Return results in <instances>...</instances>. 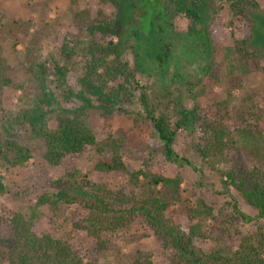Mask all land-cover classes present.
I'll return each mask as SVG.
<instances>
[{
	"label": "rangeland",
	"instance_id": "1",
	"mask_svg": "<svg viewBox=\"0 0 264 264\" xmlns=\"http://www.w3.org/2000/svg\"><path fill=\"white\" fill-rule=\"evenodd\" d=\"M255 1L258 11L249 10L245 18H234L226 5L212 0L200 23L189 30L190 22L185 17L163 16L161 0H0V176L7 188L0 195V219L6 211L21 214L33 224L36 235L47 234L66 241L84 256L85 264H133L137 252L147 256L152 264H167L168 254L160 238L140 217L127 230L103 234L106 248L99 252L95 251L96 241L74 227L88 216L81 203L87 194L75 188L82 186L84 176L93 186L128 188L122 176L99 174L93 169L96 162L107 160L113 151H118L129 170L146 166L165 176L179 174L186 194L205 200L213 210V219L207 221L213 238L210 247L236 248L240 235L251 231L254 225L264 230L263 219L245 224L233 211L235 203L244 215L256 213L224 176L230 172L240 178L242 171L257 165L252 157L231 150L225 163L210 166L196 154L197 134L182 130L177 135L175 151L190 161L195 170L168 163L157 153L153 131L139 105L140 90L133 84L132 89L128 87L131 95L122 96L121 103L113 109L84 93L92 105L84 111L96 146L66 156L57 166L44 160V143L31 131V124H41L42 117L52 127L51 109L58 110L60 105L73 109L79 105L75 100L65 104L66 86L51 74L54 62H64L60 45L68 41L69 47L75 48L77 54L65 65L80 75L88 58L81 51L88 37L87 26L110 22L112 34L104 42L116 44L119 39L125 46L119 49L121 60L133 72L150 104L169 114L179 107L191 109L195 105L205 114L216 110L231 120L245 119L264 137V58L248 60L245 73L236 71L224 79L229 61L240 65L234 52L235 40H248L249 51L262 52L264 0ZM220 30L225 38L220 36ZM160 43L170 45L165 65L154 61ZM44 69L49 73H42ZM213 73L220 76L222 83L211 91L207 89L203 97L192 98L201 85H211L209 74ZM73 89L79 90L77 85ZM6 142L27 150L32 165L10 166L7 160L12 159L13 153L5 149ZM61 189L75 201L55 209L42 206L33 210L40 195H52ZM178 213L176 207L171 214ZM7 236L8 228L0 224V240Z\"/></svg>",
	"mask_w": 264,
	"mask_h": 264
},
{
	"label": "trees",
	"instance_id": "2",
	"mask_svg": "<svg viewBox=\"0 0 264 264\" xmlns=\"http://www.w3.org/2000/svg\"><path fill=\"white\" fill-rule=\"evenodd\" d=\"M217 1L226 5L229 14L234 18H245L247 11L259 10L255 0ZM161 2V13L164 17L183 16L190 22L188 29L192 30V27L200 23L202 13L212 0H161ZM111 28L110 22L87 26L88 37L81 51L89 59L84 60V70L80 75L73 73L65 65L66 60L77 54L75 48L69 47L68 41L58 48L64 62L62 65L54 62L51 74L57 82L66 86L65 104H71V101L75 100L79 105L73 109L61 105L58 110L51 109L52 127H48L45 117H42L41 124H31L34 136L44 143V160L50 166H57L66 156L77 155L96 146L95 136L87 123L84 111L92 107L84 96L85 92L94 96L99 104L113 109L121 103L122 96L131 95L130 89L134 85V88L140 90L139 105L143 118L153 131L157 153L168 163L180 167L188 166L195 170L190 161L175 151V141L182 130H190L197 134L196 154L210 166L225 163L231 150L252 157L257 165L250 171H242L240 178L230 172L224 176L235 192L256 211L254 216L244 215L233 203L232 209L241 217L243 223L264 220V137L258 129L243 118L231 120L227 114L222 116L216 110L208 114L202 113L196 105L191 109L179 107L169 114L150 104L145 92L135 81L133 72L121 60L119 49L125 46L121 45L119 39L116 44L111 41L104 42L106 36L112 34ZM191 33L198 35L196 31ZM219 33L225 38L222 30ZM233 43L240 65L229 61L224 79L233 76L236 71L245 73L248 60L264 58V41L262 52L249 51L248 40H235ZM158 46L159 53L154 61L165 65L170 45L160 43ZM226 51L230 53L231 50ZM42 73L47 74L49 71L45 72L44 69ZM209 77L211 85H201L199 92L193 94L192 98L203 97L207 89L211 91L222 83L220 76L214 73L209 74ZM74 85L75 87L77 85L79 90H74ZM1 148L2 144L0 153ZM5 149L13 153L12 159L7 160L10 166L32 165V156L23 147L6 142ZM93 169L99 174L122 176L128 187L111 190L101 185L93 186L85 181V176L81 187L74 184L79 192L87 194L81 203L88 212L86 220L81 224H75L74 227L96 241V252L106 248V242L102 239L103 234L127 230L130 223L136 217H140L160 238L163 249L168 254L167 264H264L262 226L254 225L251 231L240 235L236 248L210 247L213 238L208 232L207 221L213 219V210L203 198L186 194L183 189V178L179 174L165 176L151 171L146 166L131 171L122 162L118 151H113L109 159L96 162ZM85 188L88 190H84ZM6 192L7 188L0 176V195ZM74 201L75 199L65 189H61L52 195H40L33 210L42 206L55 209ZM176 207L179 208V213L172 215ZM0 224L8 228L7 238L0 240V264H85L84 256L66 241L47 234L36 235L33 232V224L19 213L6 211L0 219ZM136 255L133 264H152L147 256L139 252Z\"/></svg>",
	"mask_w": 264,
	"mask_h": 264
}]
</instances>
